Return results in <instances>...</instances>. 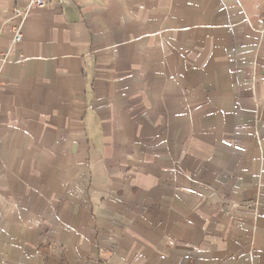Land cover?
I'll return each mask as SVG.
<instances>
[{
  "label": "crops",
  "instance_id": "obj_1",
  "mask_svg": "<svg viewBox=\"0 0 264 264\" xmlns=\"http://www.w3.org/2000/svg\"><path fill=\"white\" fill-rule=\"evenodd\" d=\"M26 1L0 264H264V0Z\"/></svg>",
  "mask_w": 264,
  "mask_h": 264
},
{
  "label": "built area",
  "instance_id": "obj_2",
  "mask_svg": "<svg viewBox=\"0 0 264 264\" xmlns=\"http://www.w3.org/2000/svg\"><path fill=\"white\" fill-rule=\"evenodd\" d=\"M45 0H27L26 3L23 5L22 8L18 7L16 8L15 11V16H21L22 19L25 18V16L27 15V13L29 12V10L32 8V6H44L45 5ZM21 23H18L17 25H15V37L14 40L16 42L21 41L22 39V28H21ZM9 58L8 52L2 53L0 52V60L5 63V61H7Z\"/></svg>",
  "mask_w": 264,
  "mask_h": 264
}]
</instances>
